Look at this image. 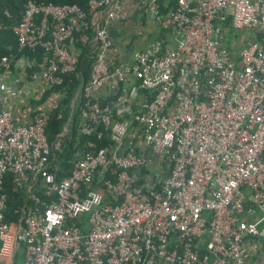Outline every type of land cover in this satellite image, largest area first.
Listing matches in <instances>:
<instances>
[{"label":"built area","instance_id":"2783aa9c","mask_svg":"<svg viewBox=\"0 0 264 264\" xmlns=\"http://www.w3.org/2000/svg\"><path fill=\"white\" fill-rule=\"evenodd\" d=\"M124 1L28 0L13 28L49 57L28 78L11 72L28 62L0 57V264H264V0H176L164 15L128 0L161 34L115 64ZM77 43L95 47L77 125L95 140L64 177L68 123L49 142L47 108L19 121L12 106L75 72ZM8 177L27 195L11 208Z\"/></svg>","mask_w":264,"mask_h":264},{"label":"trees","instance_id":"16d2710c","mask_svg":"<svg viewBox=\"0 0 264 264\" xmlns=\"http://www.w3.org/2000/svg\"><path fill=\"white\" fill-rule=\"evenodd\" d=\"M28 0H0V57H10L13 66L17 60L23 59L30 64L24 74L28 78L31 72L39 71L45 66L49 55L41 47L34 49L20 48L13 28L20 22L25 5ZM36 3L53 4V5H77L82 10H88L90 0H33ZM159 10L161 14H166L176 6V0H159ZM230 25V20L226 26ZM79 34L76 28L75 35ZM93 37V31L89 32ZM74 51L78 54V64L75 72L64 74L63 82L58 86L45 88L37 99H28L24 110L47 108L48 123L45 134L49 142H53L58 135L63 132L64 126L68 123V132L65 135V144L61 151L55 153V163L59 167L62 176H69L72 169L73 153L78 149L86 150L84 144L87 140H95L94 136H82L78 133L77 125L80 121L78 106L81 102V86L88 82L91 69L94 63L95 47L93 44L82 45L77 43ZM116 64V63H115ZM110 99L104 101L113 100ZM109 141L104 139L98 142L101 147L108 145ZM6 191L10 197L9 207H16L23 204L27 198L25 191H14L11 184V177L6 179ZM8 218L11 217L8 213ZM15 219V218H13Z\"/></svg>","mask_w":264,"mask_h":264},{"label":"crops","instance_id":"0c3cea01","mask_svg":"<svg viewBox=\"0 0 264 264\" xmlns=\"http://www.w3.org/2000/svg\"><path fill=\"white\" fill-rule=\"evenodd\" d=\"M123 7H125L130 12V18L125 23L115 24L110 27V36L114 41L116 48L115 55H113L112 62L116 64H127L132 60L133 54L138 51L143 50L147 43L151 40L157 38L161 32L156 22L149 16H145L141 11H139L135 6L130 5L129 1L125 0L123 2ZM95 19V16L92 17ZM141 38V43L143 46L138 50H132L131 45L135 38ZM23 62L25 60L21 59ZM11 72H24V69L19 67H13ZM16 74L10 77L8 83L13 84ZM44 89L37 85L36 89L26 95L25 98L17 99V101L12 106L14 109V115L17 120L21 121L27 116V111L24 110L26 105V99L34 98L37 99ZM111 92L109 90L102 91L103 101L111 98ZM111 101V100H110ZM108 101V102H110Z\"/></svg>","mask_w":264,"mask_h":264},{"label":"rangeland","instance_id":"374dc122","mask_svg":"<svg viewBox=\"0 0 264 264\" xmlns=\"http://www.w3.org/2000/svg\"><path fill=\"white\" fill-rule=\"evenodd\" d=\"M178 37L180 38V37H182V35L181 34H179L178 35ZM141 38H139V37H136L135 38V40H134V42L132 43V45H131V48H132V50H138V49H140V47H142L143 46V43H141ZM16 264H22V259H21V257L19 258V257H16Z\"/></svg>","mask_w":264,"mask_h":264}]
</instances>
